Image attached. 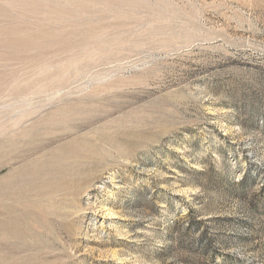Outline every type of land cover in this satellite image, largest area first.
<instances>
[{"label": "rangeland", "instance_id": "374dc122", "mask_svg": "<svg viewBox=\"0 0 264 264\" xmlns=\"http://www.w3.org/2000/svg\"><path fill=\"white\" fill-rule=\"evenodd\" d=\"M0 264H264V0H0Z\"/></svg>", "mask_w": 264, "mask_h": 264}]
</instances>
